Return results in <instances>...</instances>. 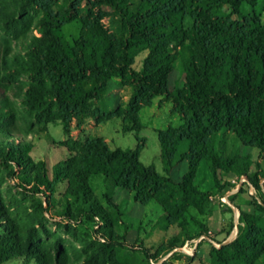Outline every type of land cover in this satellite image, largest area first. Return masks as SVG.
<instances>
[{
    "label": "trees",
    "instance_id": "16d2710c",
    "mask_svg": "<svg viewBox=\"0 0 264 264\" xmlns=\"http://www.w3.org/2000/svg\"><path fill=\"white\" fill-rule=\"evenodd\" d=\"M131 2L0 0V29L22 45L21 52L14 55L9 43L4 46L0 77L9 86L0 85V89L13 91L22 100L40 126L39 135L45 132L41 126L57 122L69 135L73 121L82 127L88 121L105 125L114 119L122 120L125 133L139 132L143 129L140 113L161 98L182 119L179 128L156 131L165 175L140 162L144 139L138 140L135 149H115L97 137L69 139L68 159L50 169L46 162L32 158L35 143L21 134L14 114L6 113L10 108L0 109V169L9 180L19 181L23 192L38 197L37 206L45 213L58 207L55 213L61 219L98 226L96 233L107 243L103 248L109 256L116 252L121 257L131 248L113 229L123 225L129 232L132 228L110 196L109 209L101 204L91 180L114 183L142 206L157 203L164 212L163 229L177 226L179 235L155 253L143 249L144 262L134 264H159L186 242L207 235L211 230L198 216L212 212L211 197H224L236 188L231 182L222 183L220 177L233 174L238 183L246 178L248 183L228 197L239 212L238 224L234 209L220 202L229 212L221 230L225 238L215 240L220 248L211 245L209 264H262L264 171L258 168L259 172L252 173L249 157L229 156L228 143L223 140L216 149L214 140L222 131L234 134L242 146L256 149L264 161V24L254 13H244L247 6L254 9L258 0H138L136 10ZM225 7L230 12L222 14ZM30 10L37 13L33 20L38 35L28 39L25 30L31 21ZM106 19L116 23L114 31L105 28ZM76 21L81 24L80 35L69 46L60 30ZM182 49L185 83L171 89L170 77ZM143 52L147 56L137 71L135 59ZM116 80L131 91L124 108L107 105L111 83ZM14 84L16 90L11 88ZM34 128L32 125L28 134ZM46 138L51 141L49 135ZM185 141L190 149L180 160L187 162L188 171L176 182L171 172L178 147ZM203 161L215 182L209 192L195 186ZM240 196L253 212L236 205ZM236 227V238L225 244ZM36 233L33 226L23 227L10 213L0 193V264L18 258H26L29 264H51L45 246L35 243ZM200 245L194 256L175 252L161 264H193ZM56 254L61 263L64 250L57 248ZM96 259L88 256L86 264H95Z\"/></svg>",
    "mask_w": 264,
    "mask_h": 264
},
{
    "label": "rangeland",
    "instance_id": "374dc122",
    "mask_svg": "<svg viewBox=\"0 0 264 264\" xmlns=\"http://www.w3.org/2000/svg\"><path fill=\"white\" fill-rule=\"evenodd\" d=\"M10 1V0H9ZM132 9L136 10L138 7V0H132ZM230 9L225 7L222 14L229 13ZM245 15L254 13L264 24V0H258L254 9L250 7L244 8ZM36 11H28L31 17L28 29L25 30V35L29 39L32 36L38 35ZM106 29L114 31L116 23L111 19L103 21ZM190 25V21L186 22V26ZM81 31V24L79 21L67 24L60 30V36L69 45L72 46ZM6 43L12 47V54L21 52V43L10 37L6 32L0 29V73L3 74V63L5 59ZM184 49L181 50V56L178 58L175 70L170 77V88H182L185 83V72L183 64ZM147 56V52L139 54L135 59V70L139 71L142 68L143 61ZM0 77V85L2 87L9 86L7 82H3ZM20 78V77H19ZM21 81H27V78L21 77ZM119 80L113 81L110 87V93L107 98V105L114 108H124L129 101L131 91L128 87H123L119 84ZM13 86V87H12ZM11 88H15V84ZM13 91H2L0 89V109H7L6 113H13L15 116V123L22 135H26L28 140L35 143V148L31 153L35 162L44 161L51 169L53 166L61 161L68 159L69 153L67 149V141L69 139L84 141L93 139L95 137L102 139L112 148L135 149L139 143L138 140L144 139L146 145L140 156V162L146 167H154L159 174L165 175L164 165L161 161V147L156 130H167L169 128H179L182 125V119L178 115L172 114V104L164 103L161 98H156L153 105L144 109L140 113V122L143 129L139 132L125 133L123 131V123L121 119H114L105 125H98L95 121H88L84 126L78 127V124L73 121L70 126V133L67 135L60 122L41 126L45 132L38 134L40 126L22 100L15 97ZM1 120V119H0ZM8 120V119H6ZM4 120V121H6ZM34 125L32 134H28L29 128ZM20 134V135H21ZM50 136L51 141H48L46 136ZM216 149L225 140L228 143L227 153L229 156L240 155L249 157L251 163V172L256 173L264 171V161L259 159V152L256 149H251L242 146L234 134H224V131L215 137ZM190 149V143L185 141L178 147L175 163L179 161V157L185 154ZM259 168V170H258ZM187 170V163H180L176 165V169L171 173V177L175 180L181 178ZM92 190L101 204L109 209V196L120 205L121 211L124 214L125 221L132 230L125 231V226L120 225L113 229V233L126 238L127 245L131 246L129 253L119 255L115 253L109 256L105 253L103 245L107 244L97 235L99 227L85 221L78 223L70 222L61 219L55 213L56 209H51L52 212L45 213L44 210L39 209L37 202L38 197H34L29 193L23 192L19 187V181H11L7 175L0 169V193L4 198L5 204L10 213L19 220L21 225L33 226L37 233L35 234L36 245L43 244L47 251V256L51 264H86L88 256H96L95 264H134L139 260L143 263L142 250H150L155 253L160 247L169 242V240L179 235L180 229L173 226L166 229L162 227V219L164 212L157 203H151L148 206H142L135 203L132 194L118 189L114 183H105L101 180L92 179ZM263 184V180H261ZM195 186L203 191H212L215 186L214 178L206 161L201 162L197 177L195 179ZM236 186V185H235ZM225 191L228 190L225 186ZM63 189L61 188L57 197L62 196ZM251 193L255 194L252 188ZM213 203L216 207V216L206 215L205 217L198 216L202 221L208 217L212 221L218 222L225 218V214L229 215L226 207L220 204L219 196H217ZM245 199L244 196H240ZM229 202V201H228ZM230 203V202H229ZM230 205V204H229ZM248 205L250 203L248 202ZM223 216V217H222ZM207 217V218H206ZM214 217V218H213ZM236 220V214H235ZM216 237V233L213 231ZM221 235V231L217 232ZM57 248H61L65 252V259L61 263L57 260ZM207 256V255H206ZM207 260V259H206ZM209 264V261L207 262ZM6 264H29L26 263V258H18ZM30 264H36L32 261ZM264 264V262L262 263Z\"/></svg>",
    "mask_w": 264,
    "mask_h": 264
},
{
    "label": "crops",
    "instance_id": "0c3cea01",
    "mask_svg": "<svg viewBox=\"0 0 264 264\" xmlns=\"http://www.w3.org/2000/svg\"><path fill=\"white\" fill-rule=\"evenodd\" d=\"M156 131H158V130H156ZM180 158H181V156L179 157V161L177 163H175V161H174L175 165H174V169L172 170L171 173H173L174 170L176 169V165H178L180 163L182 164V163L185 162V161H181ZM175 160H176V158H175ZM187 171H188V164H187L186 172ZM186 172L184 173V175L186 174ZM183 176L181 178L176 179V180L174 178L173 179L176 182H180L181 179L183 178ZM220 180L222 181V183H225V182L233 183V181L237 180V177H235L233 174L223 175V176L220 177ZM204 192H209V191H204ZM228 194L229 193H227L226 195H228ZM235 202H236V205L238 207H240L243 211H245L247 213L253 212V208H252L251 205H248V201L246 200V198L245 199H241L240 197H238ZM232 208L234 209V212L236 214V211H238V210L234 206H232ZM215 211H216V207L214 206L213 210H212L213 216H216V212ZM208 215H211V213L208 214ZM203 217H205V216H203ZM227 217H228V215L225 214V218L222 219L221 221H218V222L212 221L213 219L211 220V218H209V217L208 218L206 217L207 219L205 221H203L204 225L208 228V230H212V231H214L216 233V237L215 236L213 237L214 240H218V241L219 240H224L225 235L224 234L218 235L217 232H220L222 230L223 223L225 222V219H227ZM211 248H212V246H211V243L209 241L201 243L200 248L198 250L197 260L193 264H208L207 262L209 261V253H210Z\"/></svg>",
    "mask_w": 264,
    "mask_h": 264
},
{
    "label": "built area",
    "instance_id": "2783aa9c",
    "mask_svg": "<svg viewBox=\"0 0 264 264\" xmlns=\"http://www.w3.org/2000/svg\"><path fill=\"white\" fill-rule=\"evenodd\" d=\"M244 183H248L247 182V179L246 178H242L240 183L237 182V180L233 181V184L236 185V188L234 190H232L228 195L224 196V197H219V201L222 203V204H226V205H229L230 203L228 202V197L231 195V194H235L239 191L240 187L242 184ZM263 184H264V180H263ZM253 187L251 186L250 188V193H251V189ZM254 189V188H253ZM254 193H251V195H253ZM211 201H215L216 199H218V197H211L210 198ZM231 206V204L229 205ZM232 207V206H231ZM238 215V213H237ZM213 231H209L207 235H203L201 236L200 238L196 239V240H192V241H188L184 244V246H182L181 248L179 249H176L173 253L177 252V253H182V254H185L187 256H194L197 252V247L199 244L203 243V242H206V241H209L211 243V245L217 247V248H220L221 245L215 241L213 239ZM231 237V236H230ZM229 237V238H230ZM229 238L227 240H229ZM173 253L169 254L166 258H164L159 264H161L162 262H164L166 259H168Z\"/></svg>",
    "mask_w": 264,
    "mask_h": 264
},
{
    "label": "water",
    "instance_id": "95a60500",
    "mask_svg": "<svg viewBox=\"0 0 264 264\" xmlns=\"http://www.w3.org/2000/svg\"><path fill=\"white\" fill-rule=\"evenodd\" d=\"M237 213H238V215H237ZM238 219H239V212L236 211V220H235L236 224H238ZM237 234H238V228L236 227L235 230L233 231L231 237L229 238V240H227L225 242V244L232 242L236 238Z\"/></svg>",
    "mask_w": 264,
    "mask_h": 264
}]
</instances>
